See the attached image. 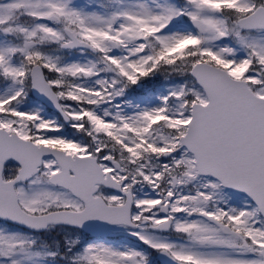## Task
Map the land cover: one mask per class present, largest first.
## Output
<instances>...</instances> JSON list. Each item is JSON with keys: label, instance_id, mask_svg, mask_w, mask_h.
<instances>
[{"label": "snow or ice", "instance_id": "1", "mask_svg": "<svg viewBox=\"0 0 264 264\" xmlns=\"http://www.w3.org/2000/svg\"><path fill=\"white\" fill-rule=\"evenodd\" d=\"M0 264H264V0H0Z\"/></svg>", "mask_w": 264, "mask_h": 264}]
</instances>
